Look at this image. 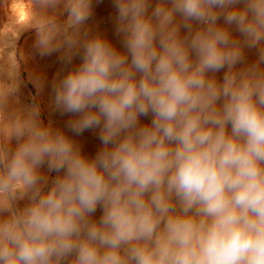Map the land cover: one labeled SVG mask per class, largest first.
<instances>
[{"label": "clouds", "instance_id": "9594fccd", "mask_svg": "<svg viewBox=\"0 0 264 264\" xmlns=\"http://www.w3.org/2000/svg\"><path fill=\"white\" fill-rule=\"evenodd\" d=\"M111 4L120 47L94 0H0L72 134L0 95V264H264V0Z\"/></svg>", "mask_w": 264, "mask_h": 264}, {"label": "rangeland", "instance_id": "374dc122", "mask_svg": "<svg viewBox=\"0 0 264 264\" xmlns=\"http://www.w3.org/2000/svg\"><path fill=\"white\" fill-rule=\"evenodd\" d=\"M115 14L111 0H103L98 5L95 4L94 0V13L87 24V28L92 34L104 35L117 47H120L119 38L114 35L113 17ZM5 20L6 13L0 8V25H3ZM34 39L33 31L25 32L17 37L16 29L10 25H4L0 31V95L18 88L19 91L9 97L7 105L9 113L20 116L23 115L27 106L36 104L45 124L51 122L53 127L64 129L69 136H72L64 128L70 117L61 116L52 108L50 85L57 74L61 73L62 64L58 55L44 58L35 55L33 50ZM248 55L250 59L253 57V53ZM73 63H79V59L77 58ZM35 78L44 81L45 86L42 91H37L34 83ZM7 123L4 114L0 113V139L6 133ZM72 138L80 144L82 151L89 156L94 155L101 146L93 132H85L82 136H73Z\"/></svg>", "mask_w": 264, "mask_h": 264}, {"label": "bare ground", "instance_id": "6f19581e", "mask_svg": "<svg viewBox=\"0 0 264 264\" xmlns=\"http://www.w3.org/2000/svg\"><path fill=\"white\" fill-rule=\"evenodd\" d=\"M45 110V109H44ZM50 110V109H49ZM42 111V110H41ZM43 114V113H42ZM47 116V115H46ZM45 123V122H44Z\"/></svg>", "mask_w": 264, "mask_h": 264}]
</instances>
